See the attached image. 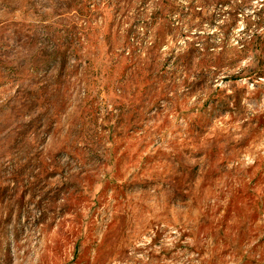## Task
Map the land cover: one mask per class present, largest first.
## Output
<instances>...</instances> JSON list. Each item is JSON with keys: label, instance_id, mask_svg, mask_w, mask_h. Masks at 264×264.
<instances>
[{"label": "rangeland", "instance_id": "1", "mask_svg": "<svg viewBox=\"0 0 264 264\" xmlns=\"http://www.w3.org/2000/svg\"><path fill=\"white\" fill-rule=\"evenodd\" d=\"M0 264H264V0H0Z\"/></svg>", "mask_w": 264, "mask_h": 264}]
</instances>
